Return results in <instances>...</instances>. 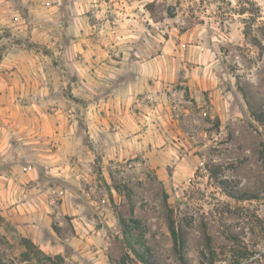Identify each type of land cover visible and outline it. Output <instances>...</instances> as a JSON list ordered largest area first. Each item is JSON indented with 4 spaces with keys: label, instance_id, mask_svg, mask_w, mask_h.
I'll use <instances>...</instances> for the list:
<instances>
[{
    "label": "rangeland",
    "instance_id": "rangeland-1",
    "mask_svg": "<svg viewBox=\"0 0 264 264\" xmlns=\"http://www.w3.org/2000/svg\"><path fill=\"white\" fill-rule=\"evenodd\" d=\"M132 248L264 264V0H0V264Z\"/></svg>",
    "mask_w": 264,
    "mask_h": 264
},
{
    "label": "trees",
    "instance_id": "trees-1",
    "mask_svg": "<svg viewBox=\"0 0 264 264\" xmlns=\"http://www.w3.org/2000/svg\"><path fill=\"white\" fill-rule=\"evenodd\" d=\"M153 2L151 3H147L145 6L148 10L149 9V6H152ZM118 221H119V224L121 226V229H122V233L124 236L127 235L128 233V225L126 223V221L121 217V216H118ZM169 232H170V235L172 237V240L174 242V248L179 256L180 259H182V249H183V238L181 236V234L178 232V230L176 229L175 225H174V222L173 220L171 219L170 220V223H169ZM31 242H29L28 240H25L24 242V245L26 246V248L30 245ZM39 252L42 253V251L40 249H38ZM132 251H133V254L144 264H151V260H150V257H149V254L147 253H142L136 249H133L132 248ZM128 257V256H127ZM45 258H50L48 256H45ZM129 258V257H128ZM123 264H126V262L124 261Z\"/></svg>",
    "mask_w": 264,
    "mask_h": 264
},
{
    "label": "water",
    "instance_id": "water-1",
    "mask_svg": "<svg viewBox=\"0 0 264 264\" xmlns=\"http://www.w3.org/2000/svg\"><path fill=\"white\" fill-rule=\"evenodd\" d=\"M249 261H250V259H247V260H245L243 262H240L239 264H244V263L249 262Z\"/></svg>",
    "mask_w": 264,
    "mask_h": 264
}]
</instances>
